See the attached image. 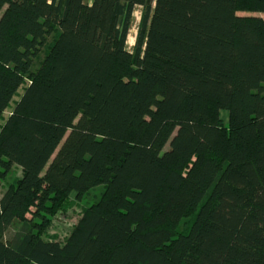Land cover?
Listing matches in <instances>:
<instances>
[{
    "label": "trees",
    "instance_id": "obj_1",
    "mask_svg": "<svg viewBox=\"0 0 264 264\" xmlns=\"http://www.w3.org/2000/svg\"><path fill=\"white\" fill-rule=\"evenodd\" d=\"M239 12L264 0H0V121L27 83L0 264H264V17ZM99 185L64 242L40 235Z\"/></svg>",
    "mask_w": 264,
    "mask_h": 264
},
{
    "label": "rangeland",
    "instance_id": "obj_2",
    "mask_svg": "<svg viewBox=\"0 0 264 264\" xmlns=\"http://www.w3.org/2000/svg\"><path fill=\"white\" fill-rule=\"evenodd\" d=\"M87 1L89 3L92 2V0H87ZM140 14H141V7H137V9L134 12L133 22L128 38V49L130 51H132L133 46L135 44V36L137 34V28L140 21ZM238 14L240 16L264 17V15L261 13H253V12H239ZM26 85L27 83L23 85L19 89L17 95L14 96L9 108L5 111L3 118L0 121V127L9 117L16 102L19 100L20 95H22ZM222 118L227 123L228 118L226 111L222 112ZM166 148H169V145H167ZM22 173L23 171L21 167H19L18 165H13L11 170L8 173H6L4 177H0V197L5 190H7L9 187L15 184V182L22 176ZM104 189H105L104 185H99L96 188H93L89 192H87L82 197L81 200H72V204L67 208V210L64 213H59L57 216L53 217L52 219H49V222L44 227H41V231L39 232L40 235L46 240H56V241L64 242L68 237V235L70 234V232L72 231L74 225L78 222L80 216L86 210V208L100 199L102 193L104 192ZM32 210L34 211L35 209L32 208ZM189 219L190 218L183 220L181 227H185ZM23 220H27V222L30 223L31 225L33 223H38V225L44 224L41 218L33 217L31 213H28L25 219ZM23 223H24L23 221L17 220L14 224H12L6 232V239L8 240L13 239L14 235L19 231H21L22 228L24 227Z\"/></svg>",
    "mask_w": 264,
    "mask_h": 264
},
{
    "label": "bare ground",
    "instance_id": "obj_3",
    "mask_svg": "<svg viewBox=\"0 0 264 264\" xmlns=\"http://www.w3.org/2000/svg\"><path fill=\"white\" fill-rule=\"evenodd\" d=\"M132 36V35H131ZM132 40V39H131ZM133 43V42H132ZM130 45V44H129Z\"/></svg>",
    "mask_w": 264,
    "mask_h": 264
}]
</instances>
